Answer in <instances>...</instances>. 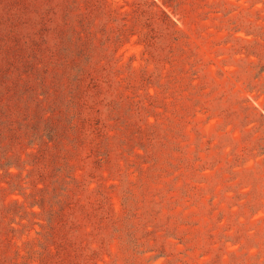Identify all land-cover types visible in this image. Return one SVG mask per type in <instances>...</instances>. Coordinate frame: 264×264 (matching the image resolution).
Returning <instances> with one entry per match:
<instances>
[{
  "label": "rangeland",
  "instance_id": "374dc122",
  "mask_svg": "<svg viewBox=\"0 0 264 264\" xmlns=\"http://www.w3.org/2000/svg\"><path fill=\"white\" fill-rule=\"evenodd\" d=\"M0 264H264V0H0Z\"/></svg>",
  "mask_w": 264,
  "mask_h": 264
}]
</instances>
